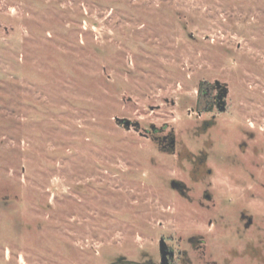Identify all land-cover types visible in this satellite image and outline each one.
<instances>
[{"label": "rangeland", "instance_id": "374dc122", "mask_svg": "<svg viewBox=\"0 0 264 264\" xmlns=\"http://www.w3.org/2000/svg\"><path fill=\"white\" fill-rule=\"evenodd\" d=\"M237 193L264 216V0H0V264L157 263L160 238L210 263Z\"/></svg>", "mask_w": 264, "mask_h": 264}, {"label": "flooded vegetation", "instance_id": "af4514ba", "mask_svg": "<svg viewBox=\"0 0 264 264\" xmlns=\"http://www.w3.org/2000/svg\"><path fill=\"white\" fill-rule=\"evenodd\" d=\"M222 91L223 85L217 84V81H214L213 84L202 82L201 87L197 91V114L200 115L203 112H212L215 110L218 113H224L226 110L225 99L227 97L228 90L224 97L219 98ZM211 123V120H204L202 122V129L206 130L207 126ZM155 132L156 130L154 133ZM140 135L149 137L152 134L149 133V131H146L142 133L140 132ZM172 137L173 144H171ZM154 140L157 142L161 150L171 153L174 152V136L169 134L161 135L156 136ZM225 148L226 154L222 157V162H224L223 160L225 156H228V158L231 157L230 154H228L227 147ZM205 161V157H200L196 160L197 164L192 173L198 180L204 179L205 176L212 174V171H210L209 168H205ZM180 185H183L182 189L184 193L182 194L179 192L178 188H173L170 184V186L182 197L189 199L186 186L182 183ZM202 196L207 202L211 201L212 197L207 192L202 191ZM235 196V198H232L230 196L228 197V195H224L223 197L228 205L227 208L222 210V214L218 216V218L209 220V226L213 227L211 232L213 241L211 243V248L208 251L212 261L209 263V261L203 260L201 264H229L230 257L243 258L245 255L264 263V216L262 215V217L259 218L255 215V213L250 212V207L246 203L248 202L249 195H247V198L245 197V193H237ZM163 241L165 243V257L161 258V254L159 253V262H148L145 264H175L177 259V261L180 260V264H190L188 260L185 261L187 255L186 250L174 251V249L168 245L164 239ZM187 242H190L191 246H193L195 250H200L203 256L206 254V241L202 236H196V238L189 237Z\"/></svg>", "mask_w": 264, "mask_h": 264}, {"label": "water", "instance_id": "95a60500", "mask_svg": "<svg viewBox=\"0 0 264 264\" xmlns=\"http://www.w3.org/2000/svg\"><path fill=\"white\" fill-rule=\"evenodd\" d=\"M217 84H219V82H217ZM227 93V88L225 86H223V91L222 93L219 95V98H222L226 95ZM222 104H223V101H222ZM116 121L118 122V124H122L126 129H129L130 126H133L135 128V130L138 129L139 125L138 123H131V121H129L128 119H124V118H117ZM171 144H173V137H172V140H171ZM181 183L180 182H176V181H172L171 182V186L173 188H178L179 192L182 194L184 193L183 189H182V186L180 185ZM165 243L163 241V239H160L159 240V250H160V254H161V258L165 257Z\"/></svg>", "mask_w": 264, "mask_h": 264}]
</instances>
